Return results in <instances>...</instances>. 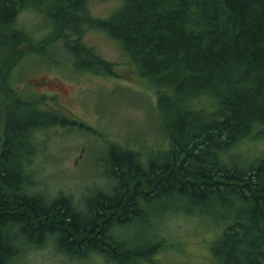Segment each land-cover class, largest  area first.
<instances>
[{
    "label": "trees",
    "instance_id": "obj_1",
    "mask_svg": "<svg viewBox=\"0 0 264 264\" xmlns=\"http://www.w3.org/2000/svg\"><path fill=\"white\" fill-rule=\"evenodd\" d=\"M27 7L51 28L38 50L17 24ZM85 26L118 42L171 121L162 126L168 150L158 152L159 164L149 167L140 152L111 143L107 183L80 208L38 189L37 158L43 134L91 126L69 116L61 97L25 96L7 80L15 82L16 68L35 56L75 70L63 76H113L116 64L83 43ZM60 37L65 54H50ZM164 198L180 210L175 215L186 213L181 205L220 216L212 249L219 264H264V0H124L105 19L91 15L88 0H0V264H20L29 249L46 245L78 261L150 264L183 247L166 229L153 246H130L119 227L151 215L148 207ZM160 210L167 226L169 209Z\"/></svg>",
    "mask_w": 264,
    "mask_h": 264
},
{
    "label": "rangeland",
    "instance_id": "obj_2",
    "mask_svg": "<svg viewBox=\"0 0 264 264\" xmlns=\"http://www.w3.org/2000/svg\"><path fill=\"white\" fill-rule=\"evenodd\" d=\"M123 2L124 0H88V8L94 18L105 19L118 11ZM38 11V8L27 7L17 19L18 26L31 33L34 40L31 46L36 50L42 47L40 39L47 36L51 29L49 25L45 27L48 21ZM82 37L83 43L102 55L104 61L116 64L113 66L116 72L113 76L103 78L93 73L88 79L63 76L59 72L72 75L75 70L66 65L56 68L49 65L44 57L35 56L26 58L24 68H16L15 82L13 77L7 80L13 90L21 92L23 88L24 92L28 91L25 96L34 97H39V92L45 89L42 80L64 83L68 87L60 97L70 112L69 116L83 122L84 126H91H86L88 129L58 127L43 134L46 137L44 152L37 158V162L41 163L38 164L41 169L39 177L41 176L43 185L39 184L38 189H48L46 192L50 196L67 195L80 208L86 197L91 196L98 187H105L107 183L103 164L105 151L107 154L111 143L117 142L123 147L140 152L149 167L152 166V161L159 164L162 162L161 154L168 150L163 139L166 131L162 126L166 128L167 125L164 124H170L171 121L170 115L167 116L162 111L166 105L158 103L156 87L144 82L133 62L125 57L118 42L101 30L88 26H85ZM74 38L69 37L68 40L72 41ZM65 40L64 37L53 40L50 46L53 52L50 54L64 55L61 44ZM51 68L55 71L53 74L49 72ZM30 88L33 90H29ZM187 206L189 208L188 204ZM163 207L169 209L167 226L164 224V214L167 212L163 214L160 210ZM180 207L186 213L175 215L180 210L172 199H160L148 207L150 211L155 210L151 215L131 224L120 225L122 239L127 245L134 247H144L147 244L153 246L159 231L166 229L165 234L183 249L161 251L152 257L150 264H218L212 249L220 234L217 226V217L220 216L206 212L208 217H204L200 211L192 212L187 211L185 206ZM20 264L110 263L99 256L78 261L57 252L52 245H46L29 249Z\"/></svg>",
    "mask_w": 264,
    "mask_h": 264
},
{
    "label": "flooded vegetation",
    "instance_id": "obj_3",
    "mask_svg": "<svg viewBox=\"0 0 264 264\" xmlns=\"http://www.w3.org/2000/svg\"><path fill=\"white\" fill-rule=\"evenodd\" d=\"M42 83H43V86H45V89H43V91L49 90L50 92L56 94L53 96H56L58 99H60L59 97L62 95V92H64V90H65L61 83H54V82H52L50 80H46V79L42 80Z\"/></svg>",
    "mask_w": 264,
    "mask_h": 264
}]
</instances>
